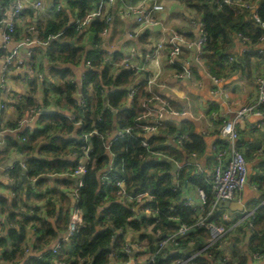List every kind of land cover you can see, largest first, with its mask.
I'll list each match as a JSON object with an SVG mask.
<instances>
[{
	"label": "clouds",
	"instance_id": "clouds-1",
	"mask_svg": "<svg viewBox=\"0 0 264 264\" xmlns=\"http://www.w3.org/2000/svg\"><path fill=\"white\" fill-rule=\"evenodd\" d=\"M51 0H19V7H29L35 9L34 15H27L19 22V31H14L12 22L7 18L10 15V10L6 13V18L0 20V48L5 49V55H0V68H3L5 63L21 62V47L38 48L41 53H44L51 40L59 38V33L49 35L46 39L40 38L36 20L46 12ZM97 0L90 6L86 15L82 19H77L71 11L66 14L69 17L68 23L76 21L79 25L77 34H85L84 45L85 49L90 45L93 32L90 30L92 22L99 18L104 21L105 27L100 33V47H107L109 53L119 50L125 55L119 63L112 61L111 56L105 58L104 63L112 64L109 82L100 80V84L104 85V93L114 90L115 85L111 84V80L116 78V75L122 68H127L133 71V75L129 76L126 83L122 85L128 90L127 95L120 101L118 107L112 108L113 112H119L120 108H133L134 97L138 98V115L134 121V127H125L120 133L123 137L126 133L129 137L135 131L136 136L143 137L141 146L145 149L143 153H134L133 159H138L139 163L143 164L149 160L166 161L175 167H182L185 164V158L189 157V153L184 150L182 144H177L176 133L170 132L165 124L179 126V123L185 117H191L197 124L198 130H206L205 146L203 152L191 153L190 158L195 161V169L190 174H200L203 176L206 185L210 187L209 191H203L199 188H188L183 191L180 200H184L190 209L195 210V215L192 219L195 223L182 222L179 218H169V223L175 224V228H164L152 225L147 228L148 234L153 238L158 249L155 255L167 251L175 250L178 245L174 246V241L177 238H182L190 228L196 226H206L212 233L209 244L213 241H222L220 248L226 254L232 251V245L236 241L238 235L237 229L244 226V221L241 220L231 229L223 227L217 228L215 224H205L209 217L217 213L222 202H230L231 207L237 212L243 214L247 211L245 205L249 197L257 193V188L249 183V177L255 174L253 165L256 163L255 157L245 159L242 152L236 149V142L242 139L243 136L237 130H244L249 123H254L258 118H264V112L254 110L255 96L252 95L256 84L250 83L242 70L229 71L222 74L212 73L211 69L206 66V61L202 59L205 54V46L202 41L205 24L202 19L203 13H198L197 10L190 6L195 3H208L211 5L212 0H98L99 7H96ZM63 6L64 0H61ZM261 0H223V6L214 9L218 15H223L229 21L227 24L228 47L227 51L232 53L233 59L239 62L244 51L249 45L264 49V14L259 10ZM159 27V37L155 34V29ZM8 29V31H5ZM152 33V37L146 42H141L137 37L145 31ZM192 33L188 37L186 33ZM10 33H16L12 35ZM115 34V38L109 44L108 40ZM27 37V38H26ZM259 39L258 44H253V38ZM125 40L133 41L129 47H122ZM155 47V53L145 54L141 49H152ZM184 51H181V49ZM31 55V53H30ZM174 61H180L182 71L177 68H172L170 65ZM47 66L50 61L46 55L42 56L41 61ZM61 67L67 66L72 68L74 73L70 77V82L76 85V91L72 93L73 98L80 103L81 93L79 91L83 77L82 72L86 67L83 61L76 65L61 63ZM103 68V64L100 66ZM28 71L30 76L35 75L27 68H16L14 72L9 73L15 75ZM43 77H41L42 79ZM51 79V78H50ZM144 81H147L146 85ZM209 82H214L217 89H222L225 84H233L237 91L235 94L229 89L228 91L218 90L213 92L214 97H218L222 101L217 111L213 112L211 117L204 115L206 105L203 103L202 93L206 90V85ZM264 86V79L257 81ZM4 88H14L19 96L5 94ZM25 94H31L30 89L26 84H17L10 78L5 82L0 79V110H4L7 119L16 124V127H5L0 125V150L5 147V141L2 139L6 133H11L15 136L25 126L29 131L37 127H44L40 122L41 112L45 107V97L42 88L38 87L34 94V104L31 106L25 105L21 112H17L15 108L7 107L10 103H22V97ZM251 97V99H250ZM56 97H52L51 102L47 104L48 109L61 110L68 118V123L71 131L66 128L54 127L45 136L40 137L31 153H21L16 149H11L7 155L0 156V170H2L6 161L14 157L25 159L27 155L38 156L40 144L50 143L52 137H71L74 140H83L85 146L75 148L70 146L65 152L61 153L59 158L69 163L79 161V167L75 171L69 172H45L43 175L49 177L47 187H55V181L58 177L72 176L83 186L82 177L86 175L88 169L86 165L92 159L89 152L94 145L89 140V137L99 136L102 140V151L109 157L108 162L99 170H93L94 176H99L101 171L111 170L114 166V161L118 153L112 151V139L116 135V131L109 130L101 133L97 128L93 127L90 132H85L82 135L77 133V129L81 128L84 123L83 117L76 113L73 109L65 107L57 109L55 104ZM261 99H264V89H262ZM104 106L111 107L107 100ZM224 117V121L220 125H214L213 121ZM218 133V135H217ZM165 136L163 141H156L150 144L148 141L152 137ZM17 139H20L18 136ZM220 139L228 142L229 148L226 152L217 153L210 148L212 141ZM26 142V141H25ZM168 146L176 151H159ZM46 159H54L52 155H45ZM230 162V164H229ZM225 165H229L227 170ZM21 167L25 165L22 163ZM171 171V169H169ZM35 177L34 179H38ZM178 182V181H174ZM126 180H119L117 187L119 188V197L123 198L130 190ZM0 189V192H3ZM69 191V190H65ZM71 201L68 202L67 208L72 209L74 203L78 199V194L69 192ZM130 199V198H129ZM145 199H152L150 196L141 197L139 203H143ZM178 201H175L176 203ZM42 205L47 201L41 202ZM55 209L61 207V201L58 198L53 200ZM103 207V206H101ZM100 209H97V213ZM136 211L140 213L137 205ZM160 209L153 210L145 209L143 215L159 216ZM233 213L226 212L225 219H231ZM55 222V215L45 216ZM7 219L6 213H0V224ZM77 223L83 225L85 222L81 219L79 212L69 211L63 230L58 229L59 235L64 236L67 240L73 233ZM9 227H17V224L9 225ZM244 231L248 233L249 239L251 233L247 228ZM139 233L129 230L124 237L125 250L140 251L144 246H141L138 241ZM161 236H166V239L160 241ZM226 237V238H225ZM0 238L5 243L0 244V264H27L30 255H38L33 250L32 245L35 239L32 234L25 241L23 246L11 239L6 227L0 226ZM56 244V238L49 241L48 246ZM131 247H127L128 245ZM195 242H189L186 245L188 250L195 247ZM5 249L8 256L5 257ZM184 250V249H180ZM239 253V258L246 261V264H264V256L260 255L259 251L252 252L247 246V242L241 236L240 246L235 249ZM15 252L13 257L11 254ZM229 259L231 257L229 256ZM128 264H135L132 259L128 260ZM143 264V261L141 262ZM179 264V262H177Z\"/></svg>",
	"mask_w": 264,
	"mask_h": 264
},
{
	"label": "trees",
	"instance_id": "trees-1",
	"mask_svg": "<svg viewBox=\"0 0 264 264\" xmlns=\"http://www.w3.org/2000/svg\"><path fill=\"white\" fill-rule=\"evenodd\" d=\"M54 2H57V0H54ZM93 3L94 0H70V2L67 3V11V7L61 8L58 11V15L60 16H58V20L49 19L45 22H40L37 26L41 39H46L49 35L59 33V38L51 40L47 49V53L55 64H75L82 61L83 58H89L95 65H98L101 52H97L95 45H100L101 43L99 34L105 27L104 22L100 19H96L92 22L91 30L93 35L91 37V46L93 47L85 49V45L81 42V34L78 35L75 30L74 21L68 23L69 17L66 14L68 11H71L73 15L77 16V18L82 19ZM190 6L194 7L198 13H203L202 19L205 24L204 30L208 36L205 50L210 46L216 48L219 39L223 40L220 45L221 48H225L228 41L226 26L229 21L225 19L223 15H218L214 11L212 3L211 5L208 3H195ZM259 10L264 14V0H261ZM255 39L256 38H253V40ZM218 54L220 55V58L226 56V53L221 54V52H219ZM114 56L117 58L116 52H114ZM110 72V68L105 66L98 73H87L84 81L85 84L90 82L93 83L95 91L93 96L94 117L98 114L103 116L104 121L97 124L102 130L112 129L113 123L115 122H117L119 126L129 124L138 115V104L136 102L133 104V108H120L119 112L115 115H113L110 110V108L118 107L120 101L126 96L127 91L122 85L127 82L129 76L133 75V72L128 69L120 70V72L117 73L116 78L110 81L111 84L115 85V89L110 91L107 97L108 104H110L111 107L104 106L103 97L99 96V90L101 88L104 89V85L100 84V80H104L106 83L109 82ZM50 75L55 81V83L52 84L55 92L58 94L55 104L59 109L65 107L71 108L75 102L72 93L76 91V85L70 82V69L52 67ZM45 105H47L46 102ZM262 108H264V105ZM116 118L117 121H115ZM40 122L45 126L29 133L26 131L22 133L26 138V142L24 141L20 147L22 152L31 153L34 150L36 141L40 137L45 136L54 127L59 126L71 131L67 117L59 111L41 113ZM91 122V119L87 117L84 126L79 132L90 130L92 128ZM189 136L192 141L184 144V150L188 153L194 151L197 153L203 152L205 143L201 136L194 134L193 132H191ZM70 141L71 139H68L67 137L54 136L50 143H45L43 145L40 144L39 148L35 149L40 155H29L27 160V178L32 179L39 177L36 184L40 185L46 180L43 177H40L43 173L50 171L64 172L68 167L72 166L73 163H69L68 161L59 158L60 154L68 149ZM90 141L94 145L91 154L93 162L89 165L88 171L84 177V185L81 189L82 198L79 202V205L84 211L85 223L81 226L79 232L74 234L68 242H61L56 258L62 260L64 264H76V258L78 256L87 255H89V260L84 264H108V257L104 250L110 244L113 232L108 228L107 223H111L115 228H123L126 223H129L133 229H139L144 225V220L133 218L134 211L131 205H125L118 200L114 187H109L107 189L108 193L106 197L105 193L101 192L98 184V176H94L93 170L103 168L107 162V155L102 151L103 142L101 139L93 136ZM163 149L164 151H168L167 147H163ZM112 151L118 153L115 159V173L128 181L129 185H136L135 187H130L131 191L146 189L157 195L159 206L162 210V224L158 225L159 227H176L175 224L169 223V220H167L170 205L172 204L177 208L179 219L182 222L194 223V220L192 219L194 216L193 211L190 208L181 205L182 200H180V196L182 192L171 190L173 175L172 172L169 171L171 165L168 162L149 160L141 164L138 159H133L134 153L144 152V149L140 147L139 142L136 139L118 140L114 142ZM45 155H52L55 158L49 160L45 158ZM12 174L19 179L21 176V168L18 165H14ZM181 175L184 176L183 173H181ZM187 181L193 187L200 186L205 191L210 192V187L206 185L204 178L200 175L192 177L187 176ZM64 182L66 184L71 183L70 178H67ZM262 184L264 185V182H262ZM15 192L20 202L26 200L33 202L43 196L41 193L33 195L28 187H25L22 184L20 179L18 180V186L15 188ZM263 199L264 193L260 195L258 203ZM0 201L2 210L7 212L8 202L5 199H0ZM175 201L178 202L174 203ZM10 206L17 208V202L15 199L12 200ZM98 208L101 209L97 213ZM68 210L69 209L66 208V212L62 215L61 209H59V212L56 215V220L58 222L56 221L54 225L35 217L34 215L25 216L24 219L18 220L16 217L21 211L14 210L8 212L7 220L17 224L19 227L18 229L17 227H10L7 231L11 239L15 241L18 246H23L26 234L25 228L28 223H34L41 244L36 249L43 250L49 244V241L56 235V229H62L64 227ZM48 213L49 216H53L55 211L54 209H49ZM212 218L218 221L216 215ZM252 226L254 231L249 239L248 247L252 252L260 251L264 253V202L255 209V219L253 220ZM196 235L206 236L207 230L196 228L195 230L189 231L181 241L182 245L185 246L186 241ZM3 243H5V241L0 238V244ZM121 243L122 236L117 239V245L120 246ZM210 252L212 253L213 259H208L206 255L201 254L194 259V262L196 264H212L211 261H216L220 256L219 253L215 251L210 250ZM4 255L5 257L8 256L7 249H5ZM11 255L15 257L16 253L13 252ZM171 255L173 257L177 256L176 252H171ZM233 255L234 257H238L240 264H245L246 261L241 260L239 254L233 253ZM52 256L53 255L45 251L40 256H29L27 262L28 264H49L48 260L52 258ZM218 263L232 264L231 260L224 262L220 261Z\"/></svg>",
	"mask_w": 264,
	"mask_h": 264
},
{
	"label": "crops",
	"instance_id": "crops-1",
	"mask_svg": "<svg viewBox=\"0 0 264 264\" xmlns=\"http://www.w3.org/2000/svg\"><path fill=\"white\" fill-rule=\"evenodd\" d=\"M10 1L11 0H0V15L4 12V9L2 10V8H6L9 5ZM59 1H61V0H57V2H59ZM57 2H54V0H51L49 6L47 7L46 12L44 14H42L36 20L37 26L40 24V22H45L47 19L48 20L49 19L58 20V18L60 17L58 15L59 10H57L55 7V4ZM66 7H67V5L63 4V8H66ZM67 10H68V7L66 8V11ZM34 12H35V9H33V8H29V7L24 8L23 17L16 21V31L17 32L20 30L19 29V22L21 20H23L24 17L27 15H34ZM15 34L16 33H14V35ZM155 34L157 37H159L160 29H155ZM152 35H153L152 33L148 32L146 30L144 33H141V35L139 37H137V39H139L141 42L146 43L152 37ZM186 35L188 37H191L192 33L188 32V33H186ZM81 36H82V40L84 41L85 34L81 33ZM99 37H100L101 43H103V41L101 40V36H99ZM114 38H115V34L109 38L108 43L110 44ZM222 41H223L222 39H219L217 41V44L220 46ZM91 42H92V40H91ZM91 42H90V45L87 46V49H90L91 47H93V46H91ZM101 43H100V45H101ZM132 43H133V41H131V40H125L122 43V47H125V48L129 47L132 45ZM227 47H228V44L225 48H221V46H220L221 54L226 53V56L223 58L222 57L220 58V55L218 53L217 54L214 53L216 50L215 51L207 50V49L205 50V54H204L203 58L206 61V63L209 65L211 72L216 73V74H222V73L229 72V71L242 70L244 72L245 78L250 83L256 84L257 78L259 76L264 75V58L261 55L257 54L254 51L252 46H249L244 51L243 56L240 58L239 62H236L234 60L232 64H228L227 63L228 55L232 54V53H229L226 50ZM103 49L108 51L107 47H103ZM20 51H21V57L23 59H26V57L28 56L27 48L22 47L20 49ZM141 51L144 52L145 54H149V53H151L152 49H141ZM182 51H184V49ZM114 52H116L117 59H120L125 55L122 51H119V50L113 51V53ZM33 53H34L35 59L37 60V66H38L39 70L42 71L44 74V79L42 81H36V82H33L32 84L29 83L26 79L27 71H25L23 73H17L15 75H11L10 77H8V79L10 78L13 82H15L17 84H26L27 87L31 91V94H25L22 97V103H19V104L18 103H10L7 105V107L15 108L17 112H21L25 105L31 106L34 104V94H35L38 87L42 88V91H43V94L45 97V102L47 104L49 102H51L52 97H56V95H58L55 92V90L53 88V84H52V83H55V81L50 75V71H51L52 67H56L59 69L68 68L71 71V76L74 75L72 68L67 67V66L61 67L60 63L55 64L53 62V60H51L49 54L47 53V50L44 53H41L40 49L36 48V50H34ZM3 54H4V51L2 50V48H0V55H3ZM43 55H46L48 57V60L50 61V63H48L47 66H45L41 62ZM180 63H181L180 61H174V63H172V65H170V67L178 69ZM63 64L67 65L68 63H63ZM71 64L74 66L77 63H75V64L71 63ZM23 68H26V66H24ZM14 71H15V69L12 72H14ZM1 75H2V68H0V79H1ZM46 77L47 78L49 77V78L47 79ZM47 80H49V84L44 83ZM144 84L146 85L145 81H144ZM205 87H206L205 92L201 94L202 98H203V103H204V105H206L205 110H204V115L211 117L212 113L218 110L219 105L222 101H220V99L218 97H214L212 95V93L214 92V88H215V86L213 85L212 82H209ZM223 87L226 89V91L231 89L233 94H235L237 91L236 87H234L233 84H225V85H223ZM3 91L5 92V94H10L12 96H19V93H17L16 89H14V88H5ZM256 93L257 92H256V87H255V90L252 94L255 96V98H256ZM250 99H251V97H250ZM55 101H56V99H55ZM44 108H47V105H45ZM57 109H59V107H57ZM54 111H59L63 114V111H61V110H54ZM263 111H264V108H263ZM49 112H51V111H49ZM222 118H224V117H221L220 119L213 121V124L214 125H220ZM0 125H4L5 127H13V128L16 127L15 123H13L11 120L7 119V116L4 112V110L0 111ZM164 126L167 127L170 132H175L176 134L183 132V133L189 135L191 132H193L194 134L201 136V138L203 140L205 137L206 130H198L196 122L191 117H185L184 119H182L180 121L178 127L175 125H170V124H165ZM40 128H42V127H37L34 130L40 129ZM34 130L29 131V128L27 126H25L23 129H21V131L19 133H16L15 136L11 133H6L5 136L2 138L6 143H5V147L2 150H0V156L7 155L11 149H16L17 151H19L21 153H25V152H22L20 150V147L22 146V144L24 142L22 139V137H23L22 133L24 131L29 133V132H32ZM239 133H240V135L243 136L242 139H239V143L242 147V151H243V154L245 156V159H252L255 157H259L258 159H256V163L253 165V168L255 170L254 177H252V176L249 177V183H251L252 185H254L257 188V193L251 195L246 202L245 207H246L247 211H249L252 209H256L261 203L264 202V199H263L258 203V201L260 199V195L262 193H264V185L262 184V182H264V169H263V167H264V118H258L254 123H249L247 125L246 129H244V130L239 129ZM217 135H218V133H217ZM17 136L20 139H17L16 138ZM67 138L72 140L71 137H67ZM164 139H166L165 136L153 137V139H152L153 144L156 141H163ZM70 143H71V141H70ZM70 143L68 145V148L71 145ZM204 143H205V140H204ZM222 144H223V140L216 139V140L211 142L210 148L215 152V147L222 146ZM165 147H167L168 151H176V149H170V148H168V146H165ZM161 150L164 151L163 148H161ZM249 150H251V152H250L251 154L246 155L245 153L249 152ZM28 158H29V155L26 156L27 160H28ZM186 158H185V160H186ZM20 162H21L20 157H14L11 160L6 161L2 170H0V189L4 190L3 192H0V199H5L8 202V206H7L8 211L5 212L2 210V205H1V201H0V213H6V215H7L8 212H11L14 210L21 211L20 214L17 215L16 218L18 220H22L25 218V216L30 215L29 210L34 209V213H35L34 216L35 217L43 219L46 222L52 223V225H54L57 221L56 215L58 214L59 209H61L62 215L66 212L67 204L69 201H71V195L69 194V192H70V189L74 186L75 181L70 179L71 183L66 184L64 181L67 179V177L62 176V177H58L56 179V181H55L56 186L55 187H47L49 184V177L46 175L40 176V177H43L44 179H46L40 185L36 184L37 179H34V178H32V179L27 178L28 182L25 183L21 179V176H20L19 179L22 182V184L25 187H28V189L30 190V192L33 195L34 194L38 195L40 193L43 195L40 199H37L36 201H33V202L28 201V200H26L24 202H20L18 200L17 194L15 192V188L18 186V180L19 179L16 178L12 174V169H13L14 165H18L20 167ZM21 173H22V169H21ZM15 181L17 182L16 186L14 185ZM188 188H194V187L191 185H188L184 189H182L181 192L183 193V191L185 189H188ZM66 189L69 191H65ZM55 198H58L62 202L61 207L58 210L55 209V205L53 203V200ZM13 199H15L17 202V208H13L12 206H10ZM43 201H47V203L42 205L41 202H43ZM219 208H220V210L214 214V215H216L217 219H218V217L220 218L226 212H232L233 213L231 220L225 222L227 229H231L233 226H235L241 220L244 221V226L242 228L237 229L238 235L236 236L235 243L232 245L233 250L231 251V259H230L232 264H240L239 259L237 260V258L234 257L233 253L239 254L237 251H235V249H237L240 246L241 236H243V239L247 242V246L249 244L248 233H246L244 231V228H247L249 230V222H248L247 218L243 217L244 214L246 213V211L243 214H241L237 211H232L229 208H222V207H219ZM49 209H51V210L54 209V211H55V213H54L55 222L54 223H53V221L45 218V216H49V213H48ZM99 209H101V208H99ZM69 211H71V210H68V213H69ZM49 217H51V216H49ZM12 224H14V223L9 222L6 219L5 221H3L2 224H0V226L6 227L8 230L10 228L9 225H12ZM57 230L58 229H56V235L53 237L56 239L59 235ZM60 230H63V228ZM25 231H26L25 232L26 234H25V240L23 242V245H24L25 241H27L29 239L30 234H32V236L35 239V243L32 245V247H33V250L38 253V255H34V256H39L43 252L47 251V247L49 244L43 250L36 249L41 244H40V240L38 239V234L36 233L34 223H32V222L28 223L26 228H25ZM249 232H250V230H249ZM252 234L253 233H251V235ZM61 237H62V235H61ZM184 251L187 253L190 250L185 248ZM211 262H212V264H219L217 260L214 262L213 261H211ZM245 264H246V262H245Z\"/></svg>",
	"mask_w": 264,
	"mask_h": 264
},
{
	"label": "built area",
	"instance_id": "built-area-1",
	"mask_svg": "<svg viewBox=\"0 0 264 264\" xmlns=\"http://www.w3.org/2000/svg\"><path fill=\"white\" fill-rule=\"evenodd\" d=\"M68 2H70V0H64V4L67 5ZM212 4H213L214 9H216L218 7H221V6H223L225 9H227V6L223 5V0H212ZM55 7H56L57 10H60L61 8H63V6L61 4V1L57 2L55 4ZM96 7H99V3L98 2L96 3ZM24 8L25 7H23V8L19 7V0H11L9 5L6 8H2V10L4 9V12L0 15V20L5 19L6 18V13H8L9 10H10L11 14L8 15L7 18L9 19L10 22H12L13 30L16 31V21L23 17ZM77 19L79 20L80 18H77ZM97 19H99V18H97ZM74 24H75V30L77 31L79 25H78V23L76 21H74ZM5 31H8V29H5ZM10 34L14 35V33H10ZM202 41L204 43V46L206 47L207 42H208V36H207V33L205 32V30H204V32L202 34ZM258 43H259V39L257 37L255 40H253V44H258ZM49 45H50V42H49ZM249 46H252V45H249ZM95 47L97 49V52H101L100 53V58H99V63H98V65H95L92 62V60L89 59V58H83L82 59L83 63L86 64V65H89V67H86L84 69V71L82 72V74H81L82 77H83L82 85H81V87L79 89V91L81 93V101H80V103H77V101L75 100V102H74L73 106L71 107V109H73L76 113H79L83 117L84 123L82 124L81 128L84 126L85 121H86V119L88 117L92 121L91 122L92 128L93 127L97 128L103 134V133L109 131V129L102 130L97 125L98 123H102L104 121V119H103V116L101 114H98V115H96V117H94L95 116L94 115V102H93V96H94V93H95L94 86H93L92 82L87 83V84L84 83L85 75L87 73H90V72L98 73L105 66H108L110 68V70H111L113 65L104 63L105 58L108 57L109 55L111 56L112 61H114L116 63H119L120 60L124 58V56L122 58H120V59H117V58H115L113 52L109 53V51L103 49L102 47H100V45H95ZM26 48L28 50V56L26 57V59L21 58V62L20 63H15L14 61H15L16 58L13 57V62H7L3 66L1 79H3L5 82L7 81L8 77H9V73H11L16 68H23L24 66H26L27 69H30L31 73L35 74V75H31L30 76L29 72L27 71L26 79H27V81L29 83L32 84L33 82L42 81L44 79V74H43L42 71L39 70V68L37 66V60L34 57L33 51L36 50V48H28V47H26ZM253 49H254V51L257 54L261 55L264 58V49L257 48V47H253ZM2 50L4 51L3 55L10 54V53H6L5 49H2ZM155 50H156L155 47H153L150 54H153V56H154ZM182 50H183V48L181 49V51ZM30 53H31V55H30ZM202 59L204 60L203 57H202ZM233 61H234L233 55L229 54L228 58H227V63L228 64H232ZM101 64H103V68L100 67ZM206 66L209 67V65L207 63H206ZM122 69H127V68H122ZM178 69H180L182 71L181 63L179 64ZM41 77H43V78L41 79ZM260 79H264V75L259 76L257 78V81L260 80ZM257 81H256V92L257 93H256V98H255L254 110L257 111V112H264L263 108H262L263 105H264V99H261V93H262V89H264V86H262L259 83H257ZM145 82L147 83V81H145ZM212 83L215 86L214 92H216L218 90L226 91V89L224 87L222 89H217L215 83L214 82H212ZM126 91L128 92V90H126ZM109 92H107L104 95H101L102 93H104V89L101 88L99 90V96L103 97V100L104 101L107 100V102H108V98L107 97H108V93ZM126 95H127V93H126ZM135 102L138 104V98L134 97L133 104ZM110 110L112 111V108H110ZM116 113L117 112H114V115ZM135 119H136V117L133 119V121L131 123L125 124V125H122V126H119L117 122L113 123V127L110 130L116 131V129L119 128L120 131H116V135L113 136L112 146H113L114 142H116L118 140L136 139V140H138L140 147H142L141 146V142L143 140V137L136 136L135 135V131L133 132V135L131 137H129L126 133L124 134L123 137L120 134L125 127H134L135 128V125H134ZM224 119L225 118L221 119V124L223 123ZM115 121H117V119H115ZM238 127H239V124L237 125V130L239 132V128ZM81 128L77 129V133L80 134V135H82L85 132H90L92 130V128H91L90 130L79 132ZM95 137L101 139L99 136H95ZM22 139H23V141H25L26 140L25 136H23ZM152 139H153V137L150 138V140L148 141L150 144H153V140ZM175 139H176L177 144H182V146H184L185 143L192 141L190 136L188 134L183 133V132L176 134ZM89 140H91V137H89ZM70 144H71L70 146H75V148H82V147L85 146V143H84L83 140L77 141V140L72 139ZM228 148H229L228 142L223 140L222 146L215 147V152H217V153L226 152L228 150ZM236 149H237L238 152H242L243 153L242 147H241V145L239 143V140L236 142ZM92 150L89 152V156L91 158H92V156H91ZM154 150L162 151L161 149H154ZM144 151H145V149H144ZM194 152H191V153H194ZM191 153H189V157H187V158H190ZM187 158L185 160V164L182 167H179V168L176 167L174 172L171 171L172 175H173V183H172V186H171V190L172 191H181L186 186L190 185L188 183V181H187V176L192 177V176L200 175V174H194V175L190 174V173L194 172L195 162L194 163L188 162ZM108 160H109V157L107 155V162H108ZM92 162H93V159H91L88 162V164L86 165L87 169H88L89 165ZM22 163L25 165L24 168L21 167ZM229 164H230V162H229ZM228 166L229 165H225V169L226 170H227ZM78 167H79V161L77 160L75 163H73L72 166L68 167L64 172H69V171H73L74 172L75 169L78 168ZM20 168L22 169V172L23 171H25V172L27 171V159L26 158L21 160ZM181 173H183L184 176H182ZM65 177L72 178V176H65ZM84 177L85 176H83L81 178L82 182H83V185H84ZM119 180H124V178L115 173V161H114V166L111 168V170H105V171H101L99 173L98 184H99L101 192L105 193V197H106L107 193H108L107 189L109 187H114L115 194H116L118 200L121 203L125 204V205H131L133 207V211H134L133 218L139 219V220L140 219L144 220V225L141 226L139 229H133L129 223H126L123 228L122 227L115 228L111 223H107L108 227L109 226L112 227L111 231L113 232V234L111 235L110 244L104 250L106 252L107 257H108V264H128V260L129 259H132L135 262V264H141L142 261H143V264H177V262H179V264H196L194 262V259L198 255H201V254L206 255L208 257V259H213V256H212V253L210 252V250L219 253L220 257L217 258L218 262H220V261L224 262V261L230 260L229 256L231 257V251L226 254L224 251L221 250L220 244L222 243V241H213V243L209 244L207 241H209L211 239L212 233L209 231V229L206 226H199V225L196 226L195 228H193V230H195L196 228L206 229L207 230V235L206 236H198V235H196L194 237H191V238H189L186 241L185 246H183L182 242H181L183 240V238H185V236L182 237V238H177L176 241H174V246L175 245L179 246V247L175 248V252H176L177 256L173 257L171 255V251H168V250H165V251H167V255H164V253H161L160 255H155L154 256V253L158 251V249L156 247V244L159 243V241L154 243L153 238L147 232V228L152 226V225H157V227L159 228L158 225L162 224V210H161V208L159 206L158 197H157V195L155 193H152L149 190L143 189V190H138V191L129 190L125 194V196L123 198H120L119 195H118L119 188L117 187V182ZM74 181H75L74 182V186L70 189V192L77 193L78 194V199L74 203L71 211L79 212L81 214V219L84 220V211H83V208L79 205V202L81 201V198H82L81 189H82L83 186L81 187L80 183L76 179ZM174 181H178V182H174ZM14 183L13 184L16 186L17 182L15 181ZM194 188H199V189L205 191L200 186H197V187L195 186ZM146 196H150V197H152V199H145L143 203H139L140 198L141 197H146ZM137 205L139 206V210H140L141 214H138L137 211H136ZM181 205L184 206V207H188L184 200H182ZM149 208H151L153 210H156L157 208H159L160 209L159 216H146V215H143L142 214L143 211L145 209H149ZM191 210L193 211V213L195 215V210L194 209H191ZM29 214L30 215H34L35 214L34 213V209L29 210ZM225 214L226 213H224L220 218L218 217V221L212 218L214 216L213 215V216L208 218V220L205 222V224H215L217 226V228L223 227V228L227 229V226H226L225 222L230 221L231 219H225ZM243 217L247 218V220L249 222V230H250L251 233H253L254 230H253L252 224H253V220L255 219V209L246 211V213L244 214ZM169 218H179L178 210L173 204L170 205V210H169V213L167 215V220H169ZM194 223H195V221H194ZM81 226H83V225H80L79 223H77V225H76L73 233L69 237V239L74 234L79 232V229L81 228ZM190 229H192V228H190ZM129 230H132L134 232L139 233L138 241H139L141 246H144L142 248V250H140V251H132V252H129V251L125 250L124 237L127 235V232ZM187 233L188 232H186L185 235ZM121 236H122V243L119 246V245H117V239L119 237H121ZM69 239L66 240L64 238V236H62L50 250L46 251L49 254L53 255L52 258H50L48 260L49 264H64V262L62 260H59L58 258H56V254L58 252V249L60 248L61 242H68ZM165 239H166V236H161L160 237V241H163ZM189 242H195L196 246L193 249H191L189 252L186 253L184 250L186 248V245ZM127 247L130 248L131 245L129 244ZM180 249H184V250L182 251ZM254 252H256V251H254ZM259 253H260V255L264 256L263 252L259 251ZM157 259L158 260L160 259L159 262H158ZM88 260H89V255H87V256H78L76 258V261H77L76 264H84ZM27 264H28V262H27Z\"/></svg>",
	"mask_w": 264,
	"mask_h": 264
},
{
	"label": "water",
	"instance_id": "water-1",
	"mask_svg": "<svg viewBox=\"0 0 264 264\" xmlns=\"http://www.w3.org/2000/svg\"><path fill=\"white\" fill-rule=\"evenodd\" d=\"M156 29H159V27H157ZM49 111H54L53 109H48V108H44L43 110H42V112L41 113H44V112H49ZM112 113L114 114V112L112 111ZM43 144H45V143H43ZM43 144H41V145H43ZM187 161L188 162H191V163H194L195 161H193L191 158H187ZM171 165V171H175V169H176V167L174 166V165H172V164H170ZM21 179L25 182V183H27L28 182V179H27V177H26V172L25 171H23L22 173H21ZM70 179H72V180H75L73 177L72 178H70ZM219 207H222V208H229L230 210H232V211H236L235 209H233L232 207H231V204H230V202H227V201H224V202H222L221 203V205L219 206ZM110 230H112V227H108ZM193 230V228L192 229H190L189 231H192ZM188 231V232H189ZM61 237V235L59 236L58 235V237H57V239H56V242L58 241V239ZM54 245H52V246H48L47 247V250H50L52 247H53ZM172 253H174L175 252V250H173V251H171Z\"/></svg>",
	"mask_w": 264,
	"mask_h": 264
},
{
	"label": "rangeland",
	"instance_id": "rangeland-1",
	"mask_svg": "<svg viewBox=\"0 0 264 264\" xmlns=\"http://www.w3.org/2000/svg\"><path fill=\"white\" fill-rule=\"evenodd\" d=\"M47 20H48V19H47ZM81 42L83 43L82 38H81ZM207 50H212V51H215V50H216L214 53L217 54V53L220 52L221 48H220L219 45H217L216 48H213L212 46H210L209 48H207ZM46 78H47V77H46ZM48 78H49V77H48ZM48 78H47V79H48ZM49 80H50V79H49ZM49 80L45 81L44 83H48V84H49ZM56 97H57V95H56ZM250 152H251V150H249V152H246L245 154H246V155H250V154H251ZM263 169H264V167H263ZM263 169H262V170H263ZM252 177H254V175H252ZM236 258H237V260H238V257H236Z\"/></svg>",
	"mask_w": 264,
	"mask_h": 264
}]
</instances>
